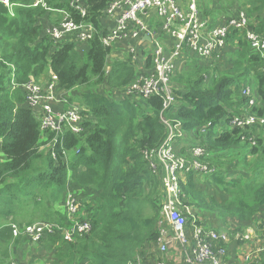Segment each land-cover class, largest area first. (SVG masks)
<instances>
[{
	"label": "trees",
	"instance_id": "trees-1",
	"mask_svg": "<svg viewBox=\"0 0 264 264\" xmlns=\"http://www.w3.org/2000/svg\"><path fill=\"white\" fill-rule=\"evenodd\" d=\"M8 1L12 15L0 2V264H18L11 252L24 245L42 246L54 264H128L158 235L161 179L149 170L142 152L157 148L167 134L160 120L163 100L122 92L137 73L129 56L109 61V49L100 42L112 0H83L84 17L68 0H43L53 12L33 7L37 0ZM241 3L254 22L250 30L264 36V0ZM59 12L95 27L97 33L84 49L71 42L54 44L45 35V27L62 18ZM226 50L230 52L222 61ZM226 50L210 60L185 54V69L171 78L175 103L163 118L180 123L184 131L175 145L177 154L188 156L195 145L205 151L200 161L213 172L183 174L184 203L200 214H213L222 224L217 228L231 236L221 245L229 257L230 240L242 245L247 228L264 234V127L229 126L246 113V87L255 99L248 112L264 118V73L262 56L238 32L227 36ZM145 65L151 67L150 56ZM48 73L56 77L58 91L69 92L64 108L81 109L80 134L41 133L22 88L12 90V81L18 86L30 79L48 82ZM51 143L52 149L44 150ZM201 183L222 192L221 200L199 189ZM70 193L83 214L79 207L80 218L73 214L68 220ZM9 217L10 222L3 220ZM82 221L90 231L75 232L71 242L64 241L62 231ZM11 223H54L61 231L32 244L27 237L14 239ZM242 264H264V253Z\"/></svg>",
	"mask_w": 264,
	"mask_h": 264
},
{
	"label": "built area",
	"instance_id": "built-area-1",
	"mask_svg": "<svg viewBox=\"0 0 264 264\" xmlns=\"http://www.w3.org/2000/svg\"><path fill=\"white\" fill-rule=\"evenodd\" d=\"M0 2L7 6L11 14L12 6L8 7L9 1ZM68 3L81 17L86 15L83 0H68ZM32 6H41L53 12L47 9L43 0L35 1ZM152 12L159 20L160 31L145 21ZM59 13L62 15L60 21L44 29L45 35L52 43L76 42L86 45L96 35L97 31L92 24L84 21L75 23L66 13ZM105 15L109 25H103L107 27V33L101 36L100 42L104 48L109 49V56L113 49L122 46L135 65L138 50H135L134 44L141 41L143 36L144 40H147L146 37L150 38L151 67L146 73L137 71L134 81L125 86L122 92L135 99L161 97L163 104L160 120L167 129L163 142L157 148L142 152L149 170L159 174L161 179L158 200L160 211L156 223L158 235L153 242L145 243L134 260L128 264H172L166 258L171 252L178 253L179 264H226L225 249L221 245L228 243V237L224 231H219L214 226H206L207 223L200 219L193 207L184 203L181 189L183 174L195 172L208 176L213 170L209 164L200 161L204 159L205 151L199 145L193 146L188 156L175 152V145L184 139V131L180 123L164 119L163 113L175 103L170 87L171 78L177 70V64L184 63L186 53L210 60L226 50L227 36L236 31L240 38L249 43L250 50L260 53L263 59L261 72L264 73V36L250 30L249 27L254 22L251 23L241 11L223 19L218 25L210 26L208 20L200 17L197 0H188L186 10L182 9L178 0H112ZM169 41L170 45L166 43ZM56 81V77L51 74L50 81L45 83L30 79L18 86L13 81L12 90L22 88L26 106L39 121L41 133L50 131L57 136L69 130L78 135L83 130L81 109L76 105L64 108L69 93L58 91ZM58 92L61 94L58 95ZM243 93L248 98L246 113L233 118L229 126L244 128L258 124L264 127V118L259 120L248 112L255 105L252 89L246 87ZM48 145L51 149L54 146L53 143ZM52 156L55 157L54 154ZM66 206L68 220H71L69 216L73 214L77 218L83 214L82 207L72 193L67 196ZM60 228L53 223L22 227L10 224L13 238L26 236L36 243L46 235L61 231ZM89 231L87 222H73L61 235L64 241L71 242L75 232L86 235ZM258 253H264V239ZM248 259L250 257L246 256L243 261Z\"/></svg>",
	"mask_w": 264,
	"mask_h": 264
},
{
	"label": "rangeland",
	"instance_id": "rangeland-1",
	"mask_svg": "<svg viewBox=\"0 0 264 264\" xmlns=\"http://www.w3.org/2000/svg\"><path fill=\"white\" fill-rule=\"evenodd\" d=\"M183 2L186 3L185 9H184V10H186L188 0H183ZM197 4H198V9L200 8L199 9L200 17L208 20L209 22L211 19L215 20L216 18H219V17L220 18L231 17L232 15H234L235 13L240 12V11L244 14L246 13V10L243 7H241L242 6L241 0H240V3H239V0H197ZM9 6H10V4L8 3V7ZM5 7H7V6H5ZM57 17L58 16H56V18ZM59 18H58V20H59ZM74 44H76L78 46V49H84L86 46L85 44H78L76 42H74ZM229 52H230V50H226L222 61L223 60L226 61L227 55ZM124 56H127V54H119V53L114 54V53H112L111 56L108 57V60L111 61V60H113V58H116V57L123 59ZM48 74H50V73H48ZM43 83H45V82H43ZM71 93H72V95L74 94L73 91H71ZM60 94H61V92H58V95H60ZM49 146L50 145L45 146L44 150L48 149ZM195 180L197 181L198 178L196 177ZM198 187H199V189L204 191L207 195L217 197L216 199L219 198L221 200V197L223 194L222 192H218L217 190L213 189L212 187H210L204 183L199 184ZM158 205H159V203H158ZM159 207H160V205H159ZM61 210H63V207L61 208ZM159 211H160V208H159ZM195 211L199 215L200 219L204 223H207L206 226H210V225H208V223L210 221L213 224L211 226H214L217 230L222 231L220 229H223V228H220V229L217 228L218 226L221 227L222 224L214 217L213 214H208V213H204V212H201L202 214H200L199 211H197V210H195ZM22 216H21V218H22ZM3 220H5V222H6V220L10 222L11 219L9 217V218H7V219L5 218ZM18 221H20L19 218H18ZM19 224H21V223H19ZM225 230H226V228H225ZM253 230H254V232H256V228H254ZM224 233L226 234V236L228 238H231V236L228 234V232L224 231ZM256 234H258V237H260L261 230L258 231V233H256ZM230 241H232V243L234 245V240H230ZM11 253H12V259H15L14 263H18V264H47V263H51V264H54L53 259L51 258V254L47 255L46 254L47 250L40 245H36V246L24 245L22 247L16 246L14 251Z\"/></svg>",
	"mask_w": 264,
	"mask_h": 264
},
{
	"label": "crops",
	"instance_id": "crops-1",
	"mask_svg": "<svg viewBox=\"0 0 264 264\" xmlns=\"http://www.w3.org/2000/svg\"><path fill=\"white\" fill-rule=\"evenodd\" d=\"M187 2V1H186ZM179 5L182 7V9H185V5L186 3L183 2V0H178ZM200 9V8H199ZM198 9V10H199ZM153 14H155L153 12ZM153 14H150L146 17V22L152 26L155 30L160 31V26H159V20L157 17H155ZM226 19L225 17L222 18H216L215 20L211 19L209 24L210 26L213 25H218L220 24L222 21ZM109 21L106 19L104 22H102L103 25H109L108 23ZM144 37H142V40L135 43L134 47L135 50H138L137 53V62L135 63L136 65V72H142V73H146L149 69H146V65H145V61L147 56H150V51L152 48V44L150 41L148 40H144ZM146 39V38H145ZM168 45H170V41L166 42ZM125 48L122 46H118L117 49H113L112 52L110 53V56L112 53H119V54H127L126 50H124ZM122 56V55H121ZM128 56V54H127ZM185 62L181 63L180 62L177 64V70H183L185 69ZM149 68V67H148ZM176 70V71H177ZM69 93V92H68ZM258 227V226H257ZM252 228V227H251ZM247 228V230H245V240L244 243L240 246H232L233 249L231 251V256L229 257H224V262H226L227 264H242L244 257L248 256L251 258H259V254L258 250L261 248L263 239H264V234L262 233L261 230V235L260 237H258V230L259 228H256V232H254L253 228ZM247 237V238H246ZM167 260L169 262H171L172 264H179L180 263V256L178 255L177 252H171L168 254V256L166 257Z\"/></svg>",
	"mask_w": 264,
	"mask_h": 264
},
{
	"label": "clouds",
	"instance_id": "clouds-1",
	"mask_svg": "<svg viewBox=\"0 0 264 264\" xmlns=\"http://www.w3.org/2000/svg\"><path fill=\"white\" fill-rule=\"evenodd\" d=\"M13 82V81H12ZM12 84V83H11ZM83 211V210H82ZM12 224V223H11ZM35 224H37V223H35ZM16 225H18V224H16ZM19 226V225H18ZM23 226H25V225H23ZM9 227H10V225H9ZM19 227H22V226H19ZM10 231H11V229H10ZM11 235H12V232H11ZM13 237V236H12ZM20 237H26V236H20ZM19 238V237H18ZM14 239H17V238H14ZM39 242H32V244H38Z\"/></svg>",
	"mask_w": 264,
	"mask_h": 264
},
{
	"label": "water",
	"instance_id": "water-1",
	"mask_svg": "<svg viewBox=\"0 0 264 264\" xmlns=\"http://www.w3.org/2000/svg\"><path fill=\"white\" fill-rule=\"evenodd\" d=\"M146 39L149 41L150 40V38L149 37H146Z\"/></svg>",
	"mask_w": 264,
	"mask_h": 264
}]
</instances>
